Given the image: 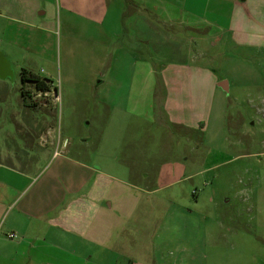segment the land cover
I'll list each match as a JSON object with an SVG mask.
<instances>
[{
    "label": "crops",
    "instance_id": "0c3cea01",
    "mask_svg": "<svg viewBox=\"0 0 264 264\" xmlns=\"http://www.w3.org/2000/svg\"><path fill=\"white\" fill-rule=\"evenodd\" d=\"M11 1L0 5L3 41H22L24 28L32 31L29 41H44L42 35L51 33L48 11L41 10L47 2L63 31L57 41H83L91 61L101 62L102 109L126 119L109 120L100 135L81 139L75 149L68 139L52 136L50 127L24 121L23 127L36 131L25 142L34 139L37 150L0 158V264H186L185 247L170 257V232L162 231L163 220L156 222L154 214L181 197L176 185L186 166L153 165L148 155L140 161L132 133L139 124L156 122V107L166 127H206L222 82L210 67L192 61L156 69L148 56L157 41L154 23H162L159 41H210L214 47L230 42L262 51L264 0H163L162 7L153 0ZM8 28L15 38L6 36ZM125 93L124 102L112 101V94ZM114 123L118 135L111 136ZM95 141L97 151L90 144Z\"/></svg>",
    "mask_w": 264,
    "mask_h": 264
},
{
    "label": "rangeland",
    "instance_id": "374dc122",
    "mask_svg": "<svg viewBox=\"0 0 264 264\" xmlns=\"http://www.w3.org/2000/svg\"><path fill=\"white\" fill-rule=\"evenodd\" d=\"M3 1L13 3L0 0V5ZM156 1L153 3L162 7L163 0ZM46 3L41 10L48 11L45 19L51 21V33L42 35L44 41H29L32 31L26 28L22 41H3L5 33L0 30V55L5 54L12 66V75L0 76V158L22 150L35 154L38 143L34 139L25 142L27 136H34L23 127L27 119L50 127L52 136L68 139L74 149L81 139L100 135L109 120L119 123L126 119L118 111L109 114L102 109L104 93L97 78L101 62L91 61L83 41H57L63 31L58 14L54 11L51 17L53 11ZM154 24L159 32L148 56L156 69L169 61H192L210 67L230 86L229 92L219 89L217 103L202 129L166 127L159 123L156 107V122L139 124L132 133L140 161L148 155L153 165L177 162L186 166L176 185L181 197L163 208L159 205L154 213L155 220H163L162 231L170 232V257L174 258L180 246L188 251L186 264H264V50L240 48L230 42L214 47L210 41L208 46L194 40L159 41L162 23ZM6 36L12 39L16 35L8 28ZM182 48L189 51L187 57ZM96 50L99 53L101 46ZM129 66L127 62L126 73ZM23 70L51 81L47 100L37 98L32 83L23 84ZM126 81L124 78L122 88ZM23 90L31 94L33 102L28 95L23 97ZM111 98L122 103L126 93ZM34 101L38 107L32 106ZM117 130L113 126L109 135H118ZM90 144L98 150V141ZM156 222L154 230L158 231Z\"/></svg>",
    "mask_w": 264,
    "mask_h": 264
},
{
    "label": "trees",
    "instance_id": "16d2710c",
    "mask_svg": "<svg viewBox=\"0 0 264 264\" xmlns=\"http://www.w3.org/2000/svg\"><path fill=\"white\" fill-rule=\"evenodd\" d=\"M21 79L23 84H26L27 82L32 83L38 93L48 94L51 91V81L48 79H43L36 74L29 73L23 70L21 73ZM22 95L23 97H27V95L29 96L30 94L28 93V91L23 90Z\"/></svg>",
    "mask_w": 264,
    "mask_h": 264
},
{
    "label": "water",
    "instance_id": "95a60500",
    "mask_svg": "<svg viewBox=\"0 0 264 264\" xmlns=\"http://www.w3.org/2000/svg\"><path fill=\"white\" fill-rule=\"evenodd\" d=\"M9 75H12L10 64L4 59L3 55H0V76L6 78ZM225 84H227L226 81L220 83V87L224 90H226Z\"/></svg>",
    "mask_w": 264,
    "mask_h": 264
},
{
    "label": "built area",
    "instance_id": "2783aa9c",
    "mask_svg": "<svg viewBox=\"0 0 264 264\" xmlns=\"http://www.w3.org/2000/svg\"><path fill=\"white\" fill-rule=\"evenodd\" d=\"M39 96L40 97H47L48 96V94H42V93H39ZM54 99L57 101L58 99H59V97H58V94L57 93H55V96H54ZM9 238H14L15 237V235L14 234H10L9 236H8Z\"/></svg>",
    "mask_w": 264,
    "mask_h": 264
}]
</instances>
